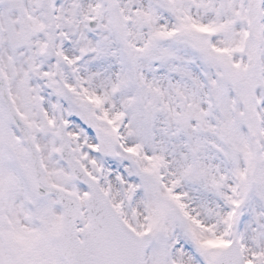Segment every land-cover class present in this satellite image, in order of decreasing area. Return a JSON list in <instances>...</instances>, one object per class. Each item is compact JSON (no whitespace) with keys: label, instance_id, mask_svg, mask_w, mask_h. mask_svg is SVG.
Returning a JSON list of instances; mask_svg holds the SVG:
<instances>
[{"label":"snow or ice","instance_id":"obj_1","mask_svg":"<svg viewBox=\"0 0 264 264\" xmlns=\"http://www.w3.org/2000/svg\"><path fill=\"white\" fill-rule=\"evenodd\" d=\"M0 264H264V0H0Z\"/></svg>","mask_w":264,"mask_h":264}]
</instances>
